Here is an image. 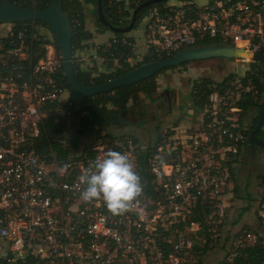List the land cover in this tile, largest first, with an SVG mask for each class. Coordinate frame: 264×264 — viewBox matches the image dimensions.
Returning <instances> with one entry per match:
<instances>
[{
	"label": "built area",
	"instance_id": "obj_1",
	"mask_svg": "<svg viewBox=\"0 0 264 264\" xmlns=\"http://www.w3.org/2000/svg\"><path fill=\"white\" fill-rule=\"evenodd\" d=\"M194 10L173 5L164 13L149 9L141 33L121 38L126 51L96 54L105 67L98 70L134 66L148 52L170 56L206 38L264 55V0H211ZM13 24L0 32V264L207 260L195 246L206 241L203 234L213 244L227 237L232 169L248 141L239 102L254 88L251 80L244 84L245 74L237 70L233 77L216 81L196 78L184 103L187 125L164 128L150 145L128 134L96 136L82 148L77 141L75 150L60 158L52 148L41 153L37 144L50 104L56 103L60 118L72 117L74 101L58 76L61 54L52 34L39 32L40 26ZM40 39L34 53V42ZM76 61L81 66L78 57ZM60 138L52 137L67 146ZM109 150L127 155L138 174L143 168L139 157H144L148 176L141 179L138 211L114 216L102 200L80 199V176ZM199 208L210 210L204 226L190 219ZM231 238L235 245L256 240L251 231Z\"/></svg>",
	"mask_w": 264,
	"mask_h": 264
},
{
	"label": "trees",
	"instance_id": "obj_2",
	"mask_svg": "<svg viewBox=\"0 0 264 264\" xmlns=\"http://www.w3.org/2000/svg\"><path fill=\"white\" fill-rule=\"evenodd\" d=\"M4 0H0V3ZM11 3L20 5L22 7H29L39 10L46 9L51 0H6ZM144 0H128L127 2L124 0H102L103 11L106 19L109 23L114 26H125L129 22L131 17V12L133 9ZM169 0L159 1L152 3L151 5L145 7L134 26L136 28L141 19L146 15L149 9H156L160 13H164L167 5L166 2ZM184 4L182 7L186 10H194V3L191 0H183ZM87 3H90L93 6V13L96 16V24L97 28L100 32H104L109 30L107 26L99 22L97 19V0H86ZM62 7L65 11L69 13L71 25H72V37L70 40L71 43V55H72V64H73V73L77 83L90 86L105 83L113 78L117 77L120 74L128 72L134 67L154 61L157 59H161L166 57L163 54H156L148 52L146 53L142 60L139 61L136 65L130 66L127 63H122L121 66L112 70L111 72H103L99 71L98 68L92 66L90 68L83 69L80 64L76 61V52L78 50H82L86 47L85 41L91 39L92 34L85 30L84 27V12L82 2L80 0H61ZM34 25V26H43L48 29L45 23L41 21H26V22H18L14 23L13 27H19L21 25ZM49 30V29H48ZM50 31V30H49ZM114 36L110 38L107 43H102L95 45L96 54L98 56H109L110 53H113L115 56H119L122 51H126V47L122 44L121 38L125 36L124 33L115 32ZM116 39L117 41H113ZM132 40V38H131ZM43 41L40 39L34 42V53L36 51V47L38 44ZM220 38H206L199 45L220 42ZM53 43L55 46V50L58 54H60L59 48L53 38ZM45 50L40 49L39 55L43 56ZM264 56V55H263ZM201 61V60H199ZM194 62V61H192ZM191 62L182 63L177 66H171L160 71L158 74H155L147 79H144L138 83L125 85L114 89L113 91L107 93L96 94L91 97L85 98L80 105L76 102L73 103L72 107V117L70 119L60 118L58 114L54 111L56 107V103L50 104L48 107L50 108V112L43 117L42 125H41V133L38 138L37 148L43 154H48L50 149H54L60 158H65L66 155L70 152H73L76 148V143L80 139V137L86 132H90L94 128L99 132L105 126H117L121 127L122 124L116 121L124 120L125 115H127L131 105L130 102H136L139 99L140 94L148 99H155V92L157 89V76L160 73H163L166 70L174 69L176 67H182ZM110 65V62L108 63ZM249 68L246 70L245 75L243 76L244 84L247 83L248 80H251V84L254 88L244 93V99L239 102L241 106L242 115H244L248 109L256 108V114L252 117L250 125L246 129V134H248L250 130L254 127L260 108L264 102L260 100V96L264 94V65L251 61L249 63ZM235 75L233 73L228 75V78L233 77ZM58 76L63 83V86L68 90L69 93V84L67 78L64 74L63 64L58 71ZM205 80H209L205 78ZM196 86L194 82L193 87ZM192 88L190 93H192ZM71 127L73 128L72 138L68 141V145L62 147L60 143L56 140L52 139V137H63L62 135L67 131V129ZM256 135L259 138H263L264 129H260L256 132ZM106 136L111 137L113 134H106ZM60 138V139H61ZM135 138V137H134ZM136 139V138H135ZM247 145V144H246ZM236 161V160H235ZM139 162L143 165V168L140 169V177L142 181L144 180L143 176L145 175L144 169V157H139ZM235 169H232V175L234 177ZM148 175H145L147 177ZM150 181V177H148ZM264 182V177L262 178ZM148 188L152 190L150 184L148 183ZM236 190V188H234ZM248 207H243L240 209L238 216L241 217L246 211ZM210 210L207 208L201 210L200 208L196 211L194 216H191V220H199L204 226V217L207 216ZM205 229V228H204ZM248 231L249 229L246 228ZM203 236L206 238V241L202 246L197 244L195 246V251L197 253H201L202 255H207L208 251L214 246V244L206 237L205 234ZM235 245V244H234ZM233 251H235L233 258L231 261H220L219 264H264V243L262 241H257V243L253 245H238L232 246ZM230 253V252H229ZM228 253V254H229Z\"/></svg>",
	"mask_w": 264,
	"mask_h": 264
},
{
	"label": "rangeland",
	"instance_id": "obj_3",
	"mask_svg": "<svg viewBox=\"0 0 264 264\" xmlns=\"http://www.w3.org/2000/svg\"><path fill=\"white\" fill-rule=\"evenodd\" d=\"M128 0H126L127 2ZM197 5L204 4L207 0H193ZM172 0L166 2L165 5L174 4L171 3ZM183 4H181L182 6ZM132 13V12H131ZM145 17H143L138 25L140 30L143 29L145 24ZM10 27L9 24L0 23V32H5ZM38 31L50 35V31L46 27H38ZM106 37L103 41H99L98 44L108 42V39L113 37L114 34L110 30L105 31ZM127 36H135V29L128 33ZM102 38V35H100ZM249 59L244 61H235L234 59H224V58H212L201 61H194L188 63L182 67H176L174 69H169L160 73L158 77L157 89L155 94L160 93L165 87H170L174 90L180 92V107L176 106L173 111L169 112L163 108H160V114H157V109L154 106L149 105V99L140 94L139 99L136 102H130L131 106L149 105V111L151 118L146 121H138L136 114H129L124 121L128 122V128L126 126H121V129L128 130L124 134L131 135L136 138V140L142 145H150L157 133L163 132L168 127L174 126H184L189 122L188 107L184 105L188 94L191 90L192 82L199 77L207 78L210 81H216L228 76L237 70L239 74H245L246 70L250 67ZM104 70L105 67L101 64L97 66ZM264 99V94L260 96V100ZM256 114V108H250L243 115V121L245 128L247 129L250 125L252 117ZM139 123V124H138ZM126 124V125H127ZM94 128L90 132L83 134L79 141V147L87 145V143L92 142L96 136L113 134L119 135V127L117 126H105L99 132ZM264 129V125H263ZM122 131V130H121ZM73 128L69 127L67 131L62 135V139L68 141L72 138ZM68 143V142H67ZM235 179L231 184L232 191L229 196L231 200L229 201L232 206L228 212V223L229 227L226 232L225 238L222 237L220 242H216L211 250L208 251L206 256L207 260L202 262V264H219L220 261H231L235 251H233L232 246L234 245L233 239L231 238L233 234L242 231H251L255 236V242H245L246 245H253L257 241H262L264 243V218H260L259 214L262 213L263 209L261 205L264 204V182L262 178L264 177V149L257 145L244 146L236 157L235 162ZM236 188V190H234ZM229 198V199H230ZM248 207L244 211L241 217L238 213L241 208ZM264 212V211H263ZM264 214V213H263ZM224 236V235H223ZM230 252V253H229ZM229 253V254H228Z\"/></svg>",
	"mask_w": 264,
	"mask_h": 264
},
{
	"label": "water",
	"instance_id": "obj_4",
	"mask_svg": "<svg viewBox=\"0 0 264 264\" xmlns=\"http://www.w3.org/2000/svg\"><path fill=\"white\" fill-rule=\"evenodd\" d=\"M164 0H144L139 3L132 11L129 22L125 26H114L108 22L105 17L102 0H97V19L115 33H128L134 29V26L141 14V11L152 3ZM26 21H41L46 24L59 48L64 74L69 84V98L78 105L87 98L100 93H107L114 89L138 83L147 79L160 71L171 66H177L182 63L206 60L212 58L226 59H249L264 65V56L260 53L252 52L243 47L235 46L229 42H213L202 45H193L184 47L170 56L161 59L140 64L133 69L118 75L110 81L96 85H82L76 82L73 73L72 55H71V37L72 25L69 13L62 7L61 0H51L49 6L44 10L22 7L9 1L0 3V23L13 24ZM123 125L124 120L116 121ZM264 125V102L260 108L257 121L248 134V143L260 146L264 149V140L256 135V132Z\"/></svg>",
	"mask_w": 264,
	"mask_h": 264
},
{
	"label": "clouds",
	"instance_id": "obj_5",
	"mask_svg": "<svg viewBox=\"0 0 264 264\" xmlns=\"http://www.w3.org/2000/svg\"><path fill=\"white\" fill-rule=\"evenodd\" d=\"M79 181L82 201L102 200L114 216L138 211L143 185L127 155L115 150L107 151L83 172Z\"/></svg>",
	"mask_w": 264,
	"mask_h": 264
},
{
	"label": "crops",
	"instance_id": "obj_6",
	"mask_svg": "<svg viewBox=\"0 0 264 264\" xmlns=\"http://www.w3.org/2000/svg\"><path fill=\"white\" fill-rule=\"evenodd\" d=\"M80 1L82 2L83 12H84V27H85V30H87L88 32H90L92 34V37H91V39L85 41V43L87 44L86 47L82 50H78L76 52L75 56L81 60V66L83 69L95 66L96 68L101 70V68L99 67V65L97 66V64H101V65H103V64L101 62H99V60L96 59L97 57H96L95 45H98L99 41H103V39L107 35H106V33H104L105 31L100 32L97 28L96 16L93 13V6L90 3H87L86 0H80ZM124 1H126V0H124ZM191 1L195 5H197L193 0H191ZM210 1L211 0H207L202 5H205V4L209 3ZM171 3H174V4H168V5L169 6H172V5L173 6H181V4H184V1L183 0H172ZM202 5H197V6H202ZM134 29H135V34H138V33H141V31L144 29V26H143L142 30H140L138 28V26ZM106 31H108V30H106ZM100 35H102V38H100ZM109 40H110V38L108 39V41ZM104 43H106V42H104ZM100 44H102V43H100ZM158 77H157V83H158ZM122 126H126L128 128V124L127 125L122 124ZM119 131L120 132L117 134H124L128 130H126L125 128L121 129L119 127ZM234 179H235V176H234Z\"/></svg>",
	"mask_w": 264,
	"mask_h": 264
},
{
	"label": "flooded vegetation",
	"instance_id": "obj_7",
	"mask_svg": "<svg viewBox=\"0 0 264 264\" xmlns=\"http://www.w3.org/2000/svg\"><path fill=\"white\" fill-rule=\"evenodd\" d=\"M149 105L156 107L157 114H160V108L165 109L166 111H173L174 107H180V92L178 90H174L170 87H165L160 93L155 94V99L151 100L149 99ZM149 105H145L144 107H141L142 105L137 106H131L127 115H125L124 120L127 117H130L129 114H136V118L138 121H146L149 118H151V114L149 111ZM127 122V121H126ZM129 123V121L127 122ZM130 124V123H129ZM139 124V123H138ZM264 140V136L262 138ZM253 144H249L247 141L246 146H250Z\"/></svg>",
	"mask_w": 264,
	"mask_h": 264
}]
</instances>
